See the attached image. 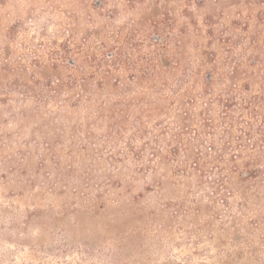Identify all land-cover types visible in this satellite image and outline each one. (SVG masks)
Segmentation results:
<instances>
[{"label": "rangeland", "instance_id": "374dc122", "mask_svg": "<svg viewBox=\"0 0 264 264\" xmlns=\"http://www.w3.org/2000/svg\"><path fill=\"white\" fill-rule=\"evenodd\" d=\"M0 264H264V0H0Z\"/></svg>", "mask_w": 264, "mask_h": 264}, {"label": "trees", "instance_id": "16d2710c", "mask_svg": "<svg viewBox=\"0 0 264 264\" xmlns=\"http://www.w3.org/2000/svg\"><path fill=\"white\" fill-rule=\"evenodd\" d=\"M156 41L158 42V45H164L163 44V40H161V37H157ZM121 56V54L116 53L115 51H111L110 54L108 55H104L103 54V59H99V63L101 64H105L106 66L108 65V63L110 62H119V56Z\"/></svg>", "mask_w": 264, "mask_h": 264}]
</instances>
